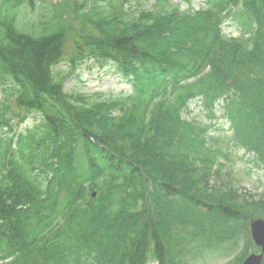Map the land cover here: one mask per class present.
I'll return each mask as SVG.
<instances>
[{
	"label": "trees",
	"instance_id": "trees-1",
	"mask_svg": "<svg viewBox=\"0 0 264 264\" xmlns=\"http://www.w3.org/2000/svg\"><path fill=\"white\" fill-rule=\"evenodd\" d=\"M150 1L82 0L75 26L54 10L36 35L0 22V129L20 110L43 118L40 136L20 134L15 149L0 138V264H144L150 247L159 264H178L194 241L235 247L264 212L263 198L220 180L207 128L181 117L196 97L210 109L230 81L227 109L244 111L229 117L264 164V0L198 11ZM239 11L249 42L223 40L219 25ZM88 59L132 93L63 91L62 71Z\"/></svg>",
	"mask_w": 264,
	"mask_h": 264
},
{
	"label": "rangeland",
	"instance_id": "rangeland-1",
	"mask_svg": "<svg viewBox=\"0 0 264 264\" xmlns=\"http://www.w3.org/2000/svg\"><path fill=\"white\" fill-rule=\"evenodd\" d=\"M48 1V3L46 2ZM40 1L34 0L32 2L33 8H39L37 17L43 13L40 9ZM47 4L57 3L58 1L54 0H45ZM178 2V1H176ZM63 3V1H61ZM203 0H191L190 8L193 10H198L202 7ZM2 6L0 4V13ZM23 12L17 14L16 25L19 29H25L27 31L31 30L32 25L36 23L34 15L31 13V7L27 4L22 7ZM67 10V5L64 7V11ZM72 16V13H71ZM39 18V17H38ZM68 19H66V23ZM222 34L224 36H229L230 34L235 35L237 26L232 24L231 22H226L222 27ZM71 39V38H69ZM71 42H67L65 45L66 52H70L71 50ZM50 48L48 47L47 52ZM63 89L67 93H80L86 95H92L96 93H100L104 98H109L110 96H115L120 93H129L131 92L130 84L119 75L114 68L111 67L110 64L105 65L103 67H99L94 64L92 60L85 62L82 66L75 71L72 75L65 77L62 83ZM200 103L193 102L190 104L189 111L185 115H183L186 119H195L202 123H208L209 120L206 118L205 113L201 110ZM216 112L220 113V108L217 106ZM14 121V120H13ZM12 121V122H13ZM220 120H218L219 124ZM226 128V125L224 126ZM21 127L19 128V130ZM17 133V132H16ZM214 136L221 138L218 145L226 151V141L229 133H221L215 134ZM223 136V137H220ZM236 150H228V154L230 160L226 162L227 168L224 172H233L232 180L233 182L239 184L241 188H243L247 192H251L253 195L264 194V179H263V171L262 170H254L252 169L250 172L248 169L250 165L247 162V157H243V151L238 150L234 155L230 152H235ZM238 186V188H239ZM236 255L239 254V247L235 249ZM228 260V259H227ZM225 259L217 254L208 255L205 258L197 260L195 264H224ZM149 264H155L153 260L150 261Z\"/></svg>",
	"mask_w": 264,
	"mask_h": 264
},
{
	"label": "water",
	"instance_id": "water-1",
	"mask_svg": "<svg viewBox=\"0 0 264 264\" xmlns=\"http://www.w3.org/2000/svg\"><path fill=\"white\" fill-rule=\"evenodd\" d=\"M251 230H252V238L254 242L257 245L263 246L264 245V225L260 222H254L251 225Z\"/></svg>",
	"mask_w": 264,
	"mask_h": 264
},
{
	"label": "bare ground",
	"instance_id": "bare-ground-1",
	"mask_svg": "<svg viewBox=\"0 0 264 264\" xmlns=\"http://www.w3.org/2000/svg\"><path fill=\"white\" fill-rule=\"evenodd\" d=\"M51 54H52V52H51Z\"/></svg>",
	"mask_w": 264,
	"mask_h": 264
}]
</instances>
